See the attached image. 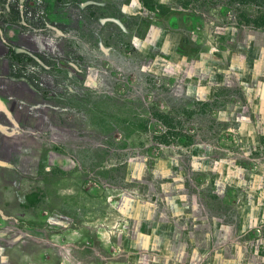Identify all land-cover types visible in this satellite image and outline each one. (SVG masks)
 <instances>
[{
  "label": "rangeland",
  "instance_id": "374dc122",
  "mask_svg": "<svg viewBox=\"0 0 264 264\" xmlns=\"http://www.w3.org/2000/svg\"><path fill=\"white\" fill-rule=\"evenodd\" d=\"M144 1L116 57L117 132L99 136L94 257L78 264H264V7Z\"/></svg>",
  "mask_w": 264,
  "mask_h": 264
},
{
  "label": "flooded vegetation",
  "instance_id": "af4514ba",
  "mask_svg": "<svg viewBox=\"0 0 264 264\" xmlns=\"http://www.w3.org/2000/svg\"><path fill=\"white\" fill-rule=\"evenodd\" d=\"M145 3L68 0L81 31L59 36L29 19L48 0H0V264L94 257L99 136L117 132L116 57Z\"/></svg>",
  "mask_w": 264,
  "mask_h": 264
},
{
  "label": "crops",
  "instance_id": "0c3cea01",
  "mask_svg": "<svg viewBox=\"0 0 264 264\" xmlns=\"http://www.w3.org/2000/svg\"><path fill=\"white\" fill-rule=\"evenodd\" d=\"M68 0H48V5L46 8H43L42 12L39 14L37 12L38 7H41L40 5H35L33 7L34 11H31L29 9V19H37L39 16L44 18L47 23H49L51 31L53 33L64 36V35H74L76 33H79L81 30L77 28V12L76 10H73V7H70L69 5H66ZM42 8V7H41ZM202 220L208 221L206 218L203 217ZM202 222V221H200ZM205 224V223H204ZM201 231H197V233H200ZM100 232L98 231L97 234ZM197 233L193 234L197 237ZM193 258H196L195 255H193Z\"/></svg>",
  "mask_w": 264,
  "mask_h": 264
},
{
  "label": "trees",
  "instance_id": "16d2710c",
  "mask_svg": "<svg viewBox=\"0 0 264 264\" xmlns=\"http://www.w3.org/2000/svg\"><path fill=\"white\" fill-rule=\"evenodd\" d=\"M259 2V4H261L260 6L264 7V0H257Z\"/></svg>",
  "mask_w": 264,
  "mask_h": 264
}]
</instances>
